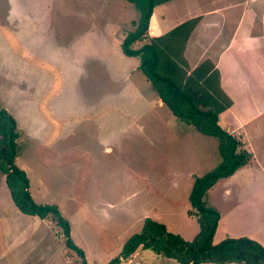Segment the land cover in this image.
<instances>
[{
    "label": "rangeland",
    "instance_id": "obj_1",
    "mask_svg": "<svg viewBox=\"0 0 264 264\" xmlns=\"http://www.w3.org/2000/svg\"><path fill=\"white\" fill-rule=\"evenodd\" d=\"M11 1L14 3L0 0V109L6 110L14 118L18 133L24 132H20L16 139L18 150L15 163L25 172L29 180L28 191L35 203L41 201L38 197H32L34 192L50 191L56 194L60 191L62 209H57L69 223L70 239L76 248L82 250L84 260L77 252L66 249L64 234L55 221L47 218L46 225L37 217L22 214L16 208L5 177L0 173V264H107L119 255L121 246L130 236L140 232L146 218H155L154 221L164 224L169 232L179 234L186 241L192 240L199 227L187 212L188 195L194 178L217 165V141L180 122L166 106L160 111L157 108V117L153 115L154 109L145 110L146 103L140 99L144 95L142 90L138 98L125 102L123 97L128 95V86L121 81L123 74L129 73V78H133L139 88H143L140 82L143 74L140 72V76L137 67L133 66L139 62L138 58L125 56L121 45L120 57L115 55L112 37L122 43L125 36L133 31L131 21L138 18L133 5L124 0L130 5L125 8L129 10H125L118 3L116 5L108 0ZM231 5H242L241 10L251 7L257 12L260 10L258 14H261L264 0H175L160 5L159 10L167 12L163 27L170 30L188 15L204 14L217 8L226 10L230 6L232 10L223 14L226 18L225 30L213 33L217 34L219 41L215 42L211 35L204 37L208 40L202 44L204 48L215 51L228 33L232 37L238 25ZM13 10L15 16L10 26L17 30L22 28L21 33L15 32L13 35L14 41H25L30 38L29 34H33L35 40L39 35H48L51 40L62 43L59 41V45L51 49L41 46L40 51H64L71 61L77 57L74 55L84 52L87 58L93 60L95 70L87 68L89 73L83 78L82 87L86 91L88 87L91 89V94H87L90 96H87L88 99L98 102L92 92L98 95L103 93L102 90H115L122 86L120 90L100 95L98 99L107 101L115 97L111 102L123 103L121 109L126 106L132 112L142 110V113H130L129 120L136 118L138 125H131L128 136L124 129H118L117 138H114L116 145H111L110 153L102 152L99 148L95 137L100 135L97 133L99 131L87 126L79 137L83 141H90L88 147L82 145L83 148L79 150L77 145L73 146V138L67 139L70 134L66 136V129L63 128L84 124L82 116L79 117L80 124L75 121L62 123V128L55 133L41 122L43 114L32 112L31 105L41 86L36 84L39 78L34 68L31 72H24L23 66H20L19 59L23 55L20 48L11 49L9 26L4 25L6 14ZM155 20L156 17L153 18V27ZM48 27L54 31L52 35L48 34ZM112 28L113 33L110 32ZM151 32L155 30L151 28ZM89 33L90 39L79 40ZM149 38L151 36L147 33L146 38L138 44L134 43L132 48L137 49ZM73 39L76 41L68 44ZM41 55L44 54L38 56ZM39 62L44 64V58ZM242 62L243 71L246 69L249 74L254 69V59L244 56ZM234 67L232 63L230 68L220 72L223 86L233 91V107L221 113L219 124L237 139L240 138L241 149L249 152L250 147L252 160H249L247 167L241 168L245 171L239 172L234 184L228 179H221L209 189L207 203L220 214L213 243L226 237L257 235L264 238L262 227L256 228V231L254 229L255 224L257 227V224L264 222V66L259 74L256 71L250 73L256 81L255 89L259 91L260 98H254L246 90L252 89V84L237 83V73L232 71ZM69 74L71 71L66 70L63 76L70 79ZM230 82L233 90L232 86L230 89ZM146 83L149 84L148 81ZM32 88L33 92H29ZM147 95L151 96V93L148 91ZM77 103L72 101V110H75ZM126 122L125 118L120 125L125 126ZM111 127L116 128L115 125ZM102 131L105 132V129ZM25 133L33 135L34 146ZM93 137L96 140H92ZM25 142L26 147L31 149L25 147ZM120 264L176 263L138 248Z\"/></svg>",
    "mask_w": 264,
    "mask_h": 264
},
{
    "label": "trees",
    "instance_id": "obj_2",
    "mask_svg": "<svg viewBox=\"0 0 264 264\" xmlns=\"http://www.w3.org/2000/svg\"><path fill=\"white\" fill-rule=\"evenodd\" d=\"M125 1L133 5L138 18L132 22L133 31L122 40L123 54L138 58L139 71L174 117L200 134L216 139L219 161L212 170L193 180L187 212L196 220L199 230L192 240L186 241L179 234L169 232L164 224L146 218L140 232L130 236L119 255L107 264H120L138 248L176 264H264V246L248 237H226L213 243L220 214L207 203L208 191L218 180L245 166L251 155L240 148L232 133L220 127L219 116L231 107L232 101L220 87L217 68L210 60H204L190 69L184 57L186 43L200 17L187 19L133 49L134 43L146 38L154 8L172 0ZM18 137L14 118L0 109V173L5 177L14 205L22 214L55 221L64 234L66 249L77 252L84 260L82 250L71 241L69 223L57 206L32 200L28 178L15 163Z\"/></svg>",
    "mask_w": 264,
    "mask_h": 264
},
{
    "label": "crops",
    "instance_id": "obj_3",
    "mask_svg": "<svg viewBox=\"0 0 264 264\" xmlns=\"http://www.w3.org/2000/svg\"><path fill=\"white\" fill-rule=\"evenodd\" d=\"M9 1L11 3H14L11 0ZM108 1H110L111 3H115L116 5L118 3L119 5L122 6V8L124 7V9L126 7L127 8L130 7V5L126 3L124 0H108ZM174 1L175 0H172L167 3H172ZM253 1H257V0H253ZM17 7L18 6H16V8ZM229 7H226L227 8L226 10L222 8H217L214 10L207 11L204 14L194 13L193 15H188L186 19H182L181 21H179L178 24L190 18L200 17L199 22L195 26L194 30L192 31L186 43L185 50H184V57L190 69L196 67L198 64H200L204 60H210L213 63V65L217 68V70L219 71V75L221 74L220 72L226 69L227 67L230 68L233 63L235 67L232 69V71L233 73H237L235 74L237 78V83H240L241 85L243 83L244 84L248 83L247 84L248 86L252 84L253 85L252 89L247 88L246 90L247 91L249 90L251 95L254 98L256 96L260 98L261 95L259 91L256 90L257 88L255 89L256 81L254 77L251 78L252 75L250 73L252 71H256L259 74L261 71H263L261 67L264 66V36L262 35L261 32L264 33V9H263V12L261 11L262 12L261 14H258L260 10H258L257 12V9L255 10L251 7H246L245 9L241 10L240 8L242 7V5L240 6L231 5V7L235 10L236 15L234 16L237 17L236 24H238L237 27L235 28V31L232 37L228 33L226 37H224L223 43L220 44V48L216 49L215 51H213L211 48H208V47L204 48V46L202 45L206 43V41H208L204 39L205 35L214 36L213 40L215 42L219 41L220 38L217 37V34L213 35V33H220L225 30L226 18L224 17L223 14L226 11L228 12L229 10H232V9H229ZM159 9H160V5L154 8L152 16H150L151 18L149 22L148 35H150L151 37L159 36L165 33L167 30H169L167 27H163L164 19H165V16H167V12L164 9L163 10H159ZM177 9H180V7H177ZM125 10H129V9H125ZM13 16H15L14 10L9 15L6 14V18H7L6 25H4V26H9L10 34L8 35V40H9V43L11 44V49L17 48V47L20 48L23 54L19 59L20 66L21 67L23 66L24 72H27V71L31 72L32 69L34 68L39 78V81L36 82V84L41 86V89L38 90L36 93V98H35L34 103H32L31 105V107L33 108L32 112L34 111L36 113L43 114V118L41 119V122L53 132L62 128L61 127L62 123L67 124V122H69L68 124H71L75 121L76 124H80L79 117L82 116L84 118V124H80V126H75V127L73 126L71 128H63V129H66L64 131V133H66L65 134L66 136L70 134L69 136H67V139L73 138V143H74L73 146L76 147L75 145H77L79 150L83 148L82 145H87L88 147L90 141L88 139L83 141L79 137V135H82L83 130H86V126H87L93 131H99L97 133L100 135L95 136L100 145L99 148L102 149V152L103 150H105L106 153H110L112 149L111 145L112 146L116 145L114 143V138H117V134L119 131L118 129L120 127H121L120 130L124 129L123 132L128 136L129 135L128 132L132 129L131 125H134V124L138 125L137 124L138 122L135 121L136 118H134L133 121L129 120L130 113H136V112L142 113V110H137L135 112H132L126 106L124 107V109H121L120 105H123V103L119 104V103H116V101L111 102V100H113V98L115 97L107 101H105V99H98L100 95H104L105 93L110 94V93L116 92L120 90L122 86L119 87V89L115 88V90H112V89H109V90L107 89L104 91L102 90L103 93H100L98 95L92 92V96L95 95L98 102H95V100L88 99L87 96L91 94V89L88 87L89 90L86 91L84 87H82L85 81L83 80V78H85L89 73L87 68L95 70L94 66L92 65L93 60L90 57L87 58L84 55V52L74 55L77 57H75V59L71 61V58L64 51H61V52H54V51L53 52H49V51L42 52L40 51L39 47L41 46H44L47 49H51L53 46L59 45V43L61 42L60 40H57L58 42L60 41L59 43L51 40L50 39L51 36L49 37L48 35H45V36L39 35L38 37L39 39L37 38L35 40V36H33V34H29L30 38L27 39L28 41L25 40L19 43L17 40L14 41L13 35L15 34V32L21 33L22 28H19L18 30L11 28L10 25H12L11 20ZM155 17H156V20L154 22L155 25L153 27L152 23H153V18ZM135 21L136 20H132L131 22H135ZM151 28H153L155 32H151ZM48 29L50 31V32L48 31V34L52 35L54 31H52L50 27H48ZM25 30L27 29L25 28ZM112 30L113 28L110 31L111 33H113ZM208 33H211V34H208ZM90 38H91V33H89L88 35H84L79 40L90 39ZM112 40H114V45L117 46L115 48V46L113 45V52L115 53L116 56L120 57L121 43L119 41L117 42V40L115 38L113 39V37H112ZM73 41H76V40L75 39L69 40L68 44H71ZM116 42L118 44H116ZM144 43L146 42H143L142 44ZM136 44H138V42ZM198 52H199V55H196L198 54ZM40 53H43L44 55H41L39 57L38 55ZM244 56H250L254 59V65H253L254 69H252L249 74H247L248 72L246 69L243 71V67L241 66V65H244V63L242 62ZM43 58H44V64H41L39 62V59H43ZM130 58H134V57H130ZM78 62L80 63L78 64ZM133 66H135V68L137 67L136 69L140 73V71L138 70L139 62L137 61V64H134ZM125 68L128 69V67H125ZM81 69L84 71L80 72ZM66 70L71 71V74H69L70 79L67 78L66 75L63 76ZM141 75L142 74L140 73V76ZM129 76H130L129 73H125L123 74V78L121 80L122 82L125 83L124 86H128V89H127L128 95L126 97H123L125 99V102L134 97L138 98V93L140 90H142L144 95L140 96V99L146 103L145 110L154 109L155 113L153 115L156 116V114L158 113V109L160 111V108H164L165 105L160 101L156 92L153 91L150 83L149 84L146 83L147 81L144 75L141 76L143 79H140L141 84H143V88L137 87V85H135L133 78H129ZM109 81H110V84H112L111 79H109ZM221 82H222V75H220V87L222 91L231 99V101H233L232 100L233 97L231 93L233 91L230 92L229 90H227ZM231 83L232 82H230V89L232 86ZM231 90H233V86ZM148 91L149 93H151V96L147 95ZM29 92H33V88ZM152 99L154 100V102L152 101ZM72 101H76V103L79 102V104L77 103L75 110L71 109ZM231 106L233 107V102ZM136 115H138V113ZM236 117H239V116H236ZM64 118L66 119L65 121H64ZM125 118L127 119L126 125L121 126L120 124L124 122ZM90 122H92V125H89ZM241 122L243 123L245 121H241ZM112 125L113 126L115 125L116 128L113 129L111 127ZM103 129H105V132L102 131ZM22 133L24 134V132ZM25 134L27 135L28 138L31 139L30 141H32V146H34L33 145V139H34L33 135H31L30 133H25ZM94 139L95 138L93 137L92 140ZM238 139L240 141V138ZM82 141H83V144L81 143ZM26 146L27 144L25 142V147ZM29 148L31 149V147H28L27 149ZM248 149H249V152H251L250 147H248ZM26 157H29V156H26ZM250 162H248L245 166L247 167V165ZM242 171H245V169L240 168L232 176L228 178H224V179L226 180L228 179L229 182L232 181V184H234L235 178H238L239 172H242ZM220 180H218L217 182H219ZM32 197L39 198L38 200H40L41 203H37V204H53V205H56L58 208L62 209L60 206L61 197H62L60 191L56 194H52L50 191L48 193H45V192L35 193L34 192L32 194ZM207 197H208V194H207ZM153 220H155V218H153ZM41 221H43L46 225L48 224L47 219H44ZM255 225H254L255 231H256V228H259V227H262L264 229V222L257 224V227H255ZM248 237L258 242L259 244H261V246H264V238H260L257 235H249Z\"/></svg>",
    "mask_w": 264,
    "mask_h": 264
}]
</instances>
